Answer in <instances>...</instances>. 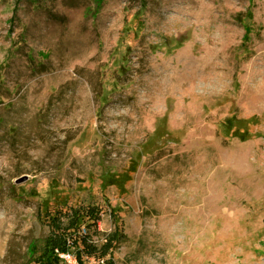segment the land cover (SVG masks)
Returning a JSON list of instances; mask_svg holds the SVG:
<instances>
[{
  "label": "rangeland",
  "instance_id": "1",
  "mask_svg": "<svg viewBox=\"0 0 264 264\" xmlns=\"http://www.w3.org/2000/svg\"><path fill=\"white\" fill-rule=\"evenodd\" d=\"M16 4L0 0V264H33L72 211L98 246L119 231L87 264H264V0Z\"/></svg>",
  "mask_w": 264,
  "mask_h": 264
},
{
  "label": "trees",
  "instance_id": "2",
  "mask_svg": "<svg viewBox=\"0 0 264 264\" xmlns=\"http://www.w3.org/2000/svg\"><path fill=\"white\" fill-rule=\"evenodd\" d=\"M23 0H17V6ZM97 211V210H96ZM91 209L88 213L91 216L92 224L87 225L89 228H97V220L99 212ZM60 214V213H58ZM83 216L77 211H72L69 216L67 225H64L59 216L50 218V235L39 247L37 244H31L29 247V259L33 264H68L65 260L66 256H73L76 264H87L84 260L85 256H99L101 259L107 258L111 254L119 242V231H116L106 237L103 245H96L91 235L82 234L79 229L83 226ZM85 230V228H84ZM81 237H78V236ZM104 264H114L113 258L110 256L105 260Z\"/></svg>",
  "mask_w": 264,
  "mask_h": 264
},
{
  "label": "bare ground",
  "instance_id": "3",
  "mask_svg": "<svg viewBox=\"0 0 264 264\" xmlns=\"http://www.w3.org/2000/svg\"><path fill=\"white\" fill-rule=\"evenodd\" d=\"M168 71H169L168 68L167 69H164L163 71H161L159 73V76H154L157 81H152L151 84H153L154 86H157L160 83H162V81L165 80V77H166L165 75L167 74ZM185 86H186V83H184L182 80H180V82L177 84V87L179 89H183V87H185Z\"/></svg>",
  "mask_w": 264,
  "mask_h": 264
},
{
  "label": "built area",
  "instance_id": "4",
  "mask_svg": "<svg viewBox=\"0 0 264 264\" xmlns=\"http://www.w3.org/2000/svg\"><path fill=\"white\" fill-rule=\"evenodd\" d=\"M65 260L68 264H76V260L74 259L73 256H66Z\"/></svg>",
  "mask_w": 264,
  "mask_h": 264
},
{
  "label": "water",
  "instance_id": "5",
  "mask_svg": "<svg viewBox=\"0 0 264 264\" xmlns=\"http://www.w3.org/2000/svg\"><path fill=\"white\" fill-rule=\"evenodd\" d=\"M26 181H27V177H23V178L17 180V181H16V184H22V183H24V182H26Z\"/></svg>",
  "mask_w": 264,
  "mask_h": 264
}]
</instances>
